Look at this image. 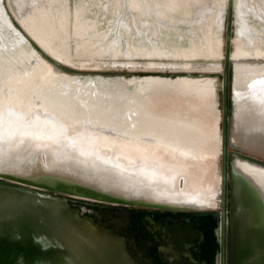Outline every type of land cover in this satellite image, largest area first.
Segmentation results:
<instances>
[{
  "label": "bare ground",
  "instance_id": "1",
  "mask_svg": "<svg viewBox=\"0 0 264 264\" xmlns=\"http://www.w3.org/2000/svg\"><path fill=\"white\" fill-rule=\"evenodd\" d=\"M125 1L124 10L129 13L114 21L107 30L100 29L98 19L84 14L92 0L86 3L88 8L81 5L74 33L77 43L74 49H70L68 19L64 16L65 0H13L19 21L41 44L66 61H70L72 52L74 56L89 60L99 55L144 58V63L132 64L131 67L150 71L166 67L174 68L172 71L220 69L221 65L217 63L218 57L222 56L219 18L228 0H194L190 5L185 0ZM234 2L240 4L237 10L242 27L235 58L239 62L246 57L264 59V10L249 8L245 0ZM2 3L0 0L1 175L40 183L59 180L66 174L74 175L69 164L63 163L67 157L81 160L80 163L90 160L68 153L70 144L59 132L63 130L62 124L78 122L86 116L94 118L98 114L116 113L122 128H115V122L105 127L108 130L115 128L120 136L98 134L94 136L92 145L103 143L112 135L116 152L122 154L118 159L135 161L137 168L134 174L141 172L138 167L142 165L149 174H142L146 176L141 177L142 182L137 186L124 184L129 178L138 181L136 176H127L129 178L125 177L121 183V178L111 172L107 183L119 185L121 189H139L155 197L158 203L216 205L219 176L214 160L217 159L220 135L219 110L215 106L222 86L219 80L187 74V77L146 75L130 80L122 77L84 82L78 89H72L70 100H63L62 107V98L48 99L47 104L50 105L47 106L53 115L50 119L42 112L46 97L31 99L26 95L30 85L27 75L38 50L8 18ZM118 32L120 37H113ZM175 47L179 48V53L172 51ZM58 50L64 56L58 54ZM167 58L176 60L156 62ZM198 59L212 60L213 63H191ZM235 70L234 143L264 155V64L237 63ZM18 141L29 143L28 148ZM45 151L53 152L54 156L48 164L43 157L46 164L43 168L38 165L37 158ZM84 164L91 171L101 169L100 165ZM156 164L161 165V174L151 172ZM102 168L109 170L111 167ZM243 169L253 175L252 180L259 191L253 187L264 203V187L258 182L260 179L264 184V170L246 162ZM155 179L158 186H155Z\"/></svg>",
  "mask_w": 264,
  "mask_h": 264
},
{
  "label": "water",
  "instance_id": "2",
  "mask_svg": "<svg viewBox=\"0 0 264 264\" xmlns=\"http://www.w3.org/2000/svg\"><path fill=\"white\" fill-rule=\"evenodd\" d=\"M13 8L18 17L17 26L49 63L69 71L72 69L67 66L78 69L103 68L104 65L98 63L91 65L81 62L77 64L64 60L30 33L27 26L19 21V13L15 4ZM233 12L234 0H228L224 65L220 67L223 70V111H219L220 145L217 159L214 160L220 175L216 205L202 207L193 204L158 203L155 197L146 195L139 189L131 187L121 189L119 185L107 183L111 179L109 178L111 172L121 178V183L127 176H136L138 181L136 178L133 180L127 177L129 180L126 179L124 184H136L137 186L142 182L141 177L149 174L142 168L143 165L138 167L141 172L134 174L137 168L135 161L118 159L122 154L116 152L114 147L117 146L113 144L112 135L120 136L115 129L123 126L119 115L110 113L109 115L98 114L94 118L86 116L78 122L70 121L68 125L64 121L66 123L62 124L63 130L60 129L59 132L63 133L64 139L67 140L68 145L70 144L67 146L68 153L76 154V158L80 156L92 162L80 163L81 160L67 157L63 163L69 164L73 169L70 172L75 176L66 174L67 176L64 175L59 180L42 183L33 179L0 174V264H138L128 251L123 237L95 224L91 218L82 216L79 209L73 207L70 202L80 201L89 205L106 207L121 205L165 210H195L218 207L220 195H222L223 260H225L227 194L230 196L229 264H264V203L254 187L241 178L236 165L242 161L264 170V155L249 151L234 143L233 140L235 63L232 64L234 75L232 78L230 75L231 62L235 59L234 54L231 53ZM241 60L245 63L261 61L264 64L262 58L246 57ZM164 69L172 71L174 68ZM205 69L206 71L203 72L212 71ZM183 71L191 74L190 72L195 70L183 69ZM229 99L234 106L230 122ZM113 122L116 127L108 130L105 126L113 125ZM103 133L112 135L108 136L103 143L96 142L92 145L94 136ZM86 149L90 150L85 151ZM187 151L193 152V150ZM52 156H54L53 152H41L37 158L38 165L44 168ZM232 156L234 158L229 162L228 158ZM43 157H45L46 164ZM84 163L100 165L101 169L88 170L90 167ZM228 163H230L229 167ZM103 166L111 168L104 170ZM160 167L161 165L156 164L151 172L155 175L156 173L161 174ZM157 182L158 180L155 179V186H158ZM228 182L230 183L229 190L227 189Z\"/></svg>",
  "mask_w": 264,
  "mask_h": 264
},
{
  "label": "rangeland",
  "instance_id": "3",
  "mask_svg": "<svg viewBox=\"0 0 264 264\" xmlns=\"http://www.w3.org/2000/svg\"><path fill=\"white\" fill-rule=\"evenodd\" d=\"M90 1L91 0H65L66 11H64V16H66L68 19V29H69L68 32L70 35L67 33V36H68V38L70 37L69 38L70 46H71L70 49H74V46L77 43V42H75L76 40H75V34L74 33H75L76 26H78L77 20L79 17V13L81 11L80 7H82L81 5H86V3L90 2ZM193 1L194 0H185V2L188 3L189 5L192 4ZM262 1L264 2V0H245V2H248L249 8H252V6H253L254 8H256L257 11L259 9L258 7H260L261 9L264 10V5H263ZM2 2H3L2 3L3 8L5 9V14L8 16V18L11 21H13L12 23L15 26H17L18 17L16 16L14 8H13V4H14L13 0H2ZM124 2H126V1L125 0H122V1L121 0H92L93 6L91 4L89 6V9L88 10L86 9L84 14L86 16L91 17L92 19L95 18L94 20L98 19L97 21H99L100 29L102 28L104 30H107L112 26V24L115 23L114 21H118V19H120L122 15L129 13L128 11H126V9L124 10V5H123V4H125ZM120 4H121V6H120ZM103 5H104V7H103ZM234 5H235V7H234V12H233V26H232V40H233V42H232V46H231V53H233V54L236 52V45H237V41H238V36H240V33L242 31V27H241L240 20H239L240 17H239L238 10H237V9H239L240 4H239V2H236V3L234 2ZM86 6L88 8V5H86ZM116 10H118V11L116 12ZM227 16H228V4H227L226 8L224 9V11L221 13L220 18H219V22L221 23L219 38L222 42V45L220 46L222 48V56L218 57L217 63L221 66L224 65L223 54L225 51V44H226ZM117 36L120 37L119 32L113 37H117ZM172 51L175 53H179L180 50H179V48L175 47V48H172ZM57 52H58V54L63 55L61 52H59V50ZM71 53L72 52H70L71 57H69V60L71 59L72 61H74L77 64H79L81 62L83 64L90 63L91 65L94 63H98V64L104 65V66L101 69H93V68H79L78 69V68H72L71 66H67V67L72 69L69 71L66 69H60L59 67L53 65L52 63H49L45 58L42 57V55L39 52H37V55L35 54L34 61L32 62V65L30 67V71L27 75L29 82H30V85L27 88L28 92H26V95H28V97L31 99L37 98L39 96L46 97L47 99L44 98L46 100V106H44V108H42V112H43L44 116H47L50 119L53 117V115L51 114V112L49 110V106H47V105H50V104H47V103H49L48 99H50V97L59 98V100L62 98L61 99L62 101H60V106L62 107L64 102L67 101L66 99L70 100V95L72 93V89H78V87L81 84H83L84 82H96L99 80H103V81L108 80L109 81V80H115V79H119V78L122 79V77L124 79L130 80L134 77H143L146 75L173 76V74H174V77H177V76L187 77V74H189L185 71L172 72L169 69L151 70L150 71V70H143L141 68L131 67L132 64L144 63L146 61V59H144V58L143 59H138L135 57L134 58H123V57L111 58L109 55H99L94 60H91V59L89 60V59H81V56H74V54L72 53L73 54L72 55ZM234 57H235V55H234ZM158 60L159 61H156V62H162V61L165 62V61L176 60V59L167 58V59H158ZM186 60H191V59H186ZM239 61H240L239 59L235 58L231 62V72H230L231 78L234 75V71L232 70V64L233 63H235V65H237V63L245 64V61H242V60H241V62H239ZM147 62H148V60H147ZM211 62H212V60L210 61L208 59H198V60L192 61L191 63H193V64L199 63L202 65V64L211 63ZM250 63L251 64H260L261 63L262 64L261 61H252ZM190 73L193 74V77H196V78H198V77H203V78L204 77L205 78L211 77V78H215L216 80H219L221 83H222V79H223V70L221 68L218 70H213V71H208V72L195 70V71L190 72ZM235 73H236V70H235ZM201 74H203V75H201ZM234 84H235V82H234ZM129 88H131V87H129ZM62 94H63V96H62ZM32 95H34V96H32ZM65 95H67V96H65ZM74 96H75V94H74ZM63 100H65V101H63ZM61 102H62V104H61ZM233 108H234V106H233V103L230 99L229 100V109H230L229 122L231 121V112H232ZM66 109L67 108H65V112H66ZM215 109L219 110L220 112L223 111L222 86L220 87V89L218 91V102H217V105L215 106ZM50 115H52V116H50ZM38 120L41 121L40 119H38ZM45 125L49 126L48 124H45ZM220 128H221V122H220ZM18 142L22 143V145L25 148H28L29 143H27L26 141H24V142L18 141ZM236 165H237V169H238V172H239L241 178L248 181L252 186H254L257 189L254 181L252 180L253 175L251 173L247 174V172L242 167L241 161L238 162ZM253 169H254V171H258L255 168H253ZM259 172H262V171L260 170ZM243 174H245L246 177ZM218 176H220L219 173H218ZM247 177H249V178H247ZM86 209L87 208H83V210H85V211H86ZM101 214H102L101 212H97L96 213L97 218L100 217ZM109 215L110 216H112V215L116 216V218H117L116 222L118 224L128 223L129 219H131V222L133 224H135L136 221H138V218L135 214L128 216V214L111 212ZM98 220H101V218L100 219L98 218Z\"/></svg>",
  "mask_w": 264,
  "mask_h": 264
},
{
  "label": "flooded vegetation",
  "instance_id": "4",
  "mask_svg": "<svg viewBox=\"0 0 264 264\" xmlns=\"http://www.w3.org/2000/svg\"><path fill=\"white\" fill-rule=\"evenodd\" d=\"M230 100V99H229ZM230 151V149H229ZM234 156L229 157L228 161ZM242 167L244 162L241 161ZM230 163H228V167ZM263 185L259 179L258 182ZM230 189V183H227ZM222 195L218 207L195 210H165L135 206H96L71 201L82 216L121 236L138 264H229L228 221L229 199L226 205L225 260H223ZM83 208H87L86 211ZM101 212L98 217L96 213ZM111 212L136 215L135 224H118ZM217 213V214H216Z\"/></svg>",
  "mask_w": 264,
  "mask_h": 264
}]
</instances>
